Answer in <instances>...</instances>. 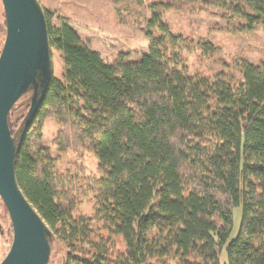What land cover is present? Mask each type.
Instances as JSON below:
<instances>
[{"label": "trees", "instance_id": "obj_1", "mask_svg": "<svg viewBox=\"0 0 264 264\" xmlns=\"http://www.w3.org/2000/svg\"><path fill=\"white\" fill-rule=\"evenodd\" d=\"M170 1L204 7L240 33L264 31V0ZM44 17L63 72L14 142L15 178L63 264H221L222 254L223 264H264V66L189 76L185 46L158 13L146 23L147 53L107 65L66 21ZM47 118L61 129L60 151L75 143L95 155L91 216L74 217L71 182L37 148ZM8 125L13 135L10 114Z\"/></svg>", "mask_w": 264, "mask_h": 264}, {"label": "rangeland", "instance_id": "obj_2", "mask_svg": "<svg viewBox=\"0 0 264 264\" xmlns=\"http://www.w3.org/2000/svg\"><path fill=\"white\" fill-rule=\"evenodd\" d=\"M43 12L51 15V24L63 20L75 31L80 41L97 53L107 65L120 59L137 62L147 53L146 23L151 14L158 13L172 34L181 38L185 49L182 60L189 76L213 78L219 72L233 74L241 62L264 66V31L240 33L218 20L214 12L204 7L170 0H36ZM5 40V18L0 0V53ZM209 44L213 54L202 53ZM51 69L54 78L60 79L63 65L59 53L50 49ZM32 91L23 95L12 108L14 142L23 131L24 121L31 104ZM9 126V125H8ZM60 127L53 118L43 123L38 149L49 152L55 162L56 174L70 181L72 190H66L74 205L73 215L91 216L94 195L89 183L101 178L94 153L88 146L72 144L60 151L57 139ZM240 209L233 211V227L230 240L237 237L240 226ZM51 233V232H50ZM12 243V228L7 211L0 200V263ZM48 264H63L65 251L54 237L49 239ZM225 263V254L220 257Z\"/></svg>", "mask_w": 264, "mask_h": 264}, {"label": "water", "instance_id": "obj_3", "mask_svg": "<svg viewBox=\"0 0 264 264\" xmlns=\"http://www.w3.org/2000/svg\"><path fill=\"white\" fill-rule=\"evenodd\" d=\"M5 40L0 53V200L12 228V243L0 264H48L51 233L15 178L16 146L8 117L27 92L31 104L24 128L34 120L52 77L44 12L36 0H1Z\"/></svg>", "mask_w": 264, "mask_h": 264}]
</instances>
